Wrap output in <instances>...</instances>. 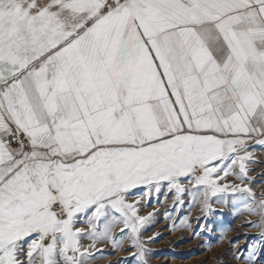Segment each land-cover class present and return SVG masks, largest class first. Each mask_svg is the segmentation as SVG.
Segmentation results:
<instances>
[{"label": "snow or ice", "instance_id": "6c2138e0", "mask_svg": "<svg viewBox=\"0 0 264 264\" xmlns=\"http://www.w3.org/2000/svg\"><path fill=\"white\" fill-rule=\"evenodd\" d=\"M256 137L264 0H0V264H86L89 211L90 247L122 224L148 264L127 194L182 178L264 221L221 183Z\"/></svg>", "mask_w": 264, "mask_h": 264}, {"label": "rangeland", "instance_id": "374dc122", "mask_svg": "<svg viewBox=\"0 0 264 264\" xmlns=\"http://www.w3.org/2000/svg\"><path fill=\"white\" fill-rule=\"evenodd\" d=\"M253 143L254 147L247 148L252 156L246 162L247 177L230 174L221 183L246 185L260 199L264 194V144ZM180 183L183 193L163 182L159 191L145 187L127 194L128 202L139 201L138 214L149 217L140 231L148 264H264V227L260 226L264 221L245 210L246 194L209 193L205 202L203 186L194 187L187 178ZM90 214H78L75 222L85 230L80 243L89 249L86 264H140L133 255L137 249L131 246L130 232H120L122 224L113 227L112 239H101L90 247L94 243L88 235Z\"/></svg>", "mask_w": 264, "mask_h": 264}, {"label": "crops", "instance_id": "0c3cea01", "mask_svg": "<svg viewBox=\"0 0 264 264\" xmlns=\"http://www.w3.org/2000/svg\"><path fill=\"white\" fill-rule=\"evenodd\" d=\"M260 139H264V137H256L255 139H253L252 141L254 142V141H258V140H260ZM13 146V145H12ZM13 147H15V146H13ZM163 183V182H162ZM145 187H148V186H138L137 188H135V189H131V190H129V191H133V190H137V189H143V188H145Z\"/></svg>", "mask_w": 264, "mask_h": 264}, {"label": "built area", "instance_id": "2783aa9c", "mask_svg": "<svg viewBox=\"0 0 264 264\" xmlns=\"http://www.w3.org/2000/svg\"><path fill=\"white\" fill-rule=\"evenodd\" d=\"M13 146L17 147V144L14 142ZM252 147H254V143H253V141H249L247 148L250 149Z\"/></svg>", "mask_w": 264, "mask_h": 264}]
</instances>
